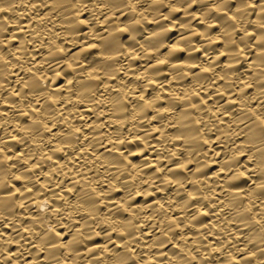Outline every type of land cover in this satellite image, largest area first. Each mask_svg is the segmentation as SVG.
<instances>
[{"label":"bare ground","instance_id":"6f19581e","mask_svg":"<svg viewBox=\"0 0 264 264\" xmlns=\"http://www.w3.org/2000/svg\"><path fill=\"white\" fill-rule=\"evenodd\" d=\"M0 264H264V0H0Z\"/></svg>","mask_w":264,"mask_h":264}]
</instances>
